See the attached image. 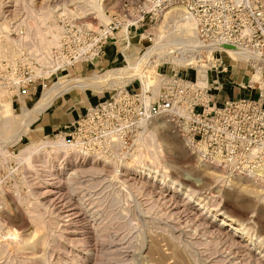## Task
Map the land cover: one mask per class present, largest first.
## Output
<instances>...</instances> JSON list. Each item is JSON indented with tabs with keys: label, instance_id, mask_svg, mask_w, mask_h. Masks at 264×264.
<instances>
[{
	"label": "rangeland",
	"instance_id": "1",
	"mask_svg": "<svg viewBox=\"0 0 264 264\" xmlns=\"http://www.w3.org/2000/svg\"><path fill=\"white\" fill-rule=\"evenodd\" d=\"M86 1L0 0V37L7 35L9 40L16 37H20L22 42L25 40L23 46L13 48V52L16 50L14 54L9 53L7 58H0V67L2 60L13 64L16 61L18 66L27 68L35 64L34 60L39 64L36 59L40 58L41 53L33 52L35 37L25 31L27 22H22L29 15V8L34 10L35 17L38 12L53 13L52 23L55 26L54 32H57L64 18L80 20L89 27L104 25L120 0H88L95 3V7L86 4ZM96 7L104 14L103 20L99 19ZM18 27L22 30L18 31ZM28 38L30 41L26 40ZM130 43L123 56L131 59L138 57L140 50L147 46L143 40L135 38ZM108 47L112 48L111 52L117 53V56L112 57V62L98 59L103 62V66H92L86 74L68 76L66 71L61 70L50 77L47 76L45 81H42V78L37 79L35 90L28 88L13 94L8 92L6 95H0V264H264L263 191L241 179L221 182L211 168L197 160L196 155L184 144L166 118L147 123L136 134L137 136L145 132V142L150 145L148 147L152 151L147 148L149 154L147 151V154L140 158L146 165L145 173H137L139 168H133L132 174H127L124 170L121 172L126 175L122 178L128 181L141 177L144 183L147 182L145 186L143 183L145 191H129L126 185L109 182L110 173L107 172V175L101 176V180L104 178L106 181L96 185L89 177H84L77 180L82 184L70 191L67 178L74 171L75 165L84 162L83 168L89 169L94 165L92 161L104 160L103 157L77 158L84 155L82 152L75 154V157H55V160L52 159V171L56 172L52 173L51 178L48 173L50 167L44 164L50 149H46L47 153L44 150L40 155L34 156L30 168L17 160L16 155L30 144L53 142L60 136L65 138L68 144L74 141L71 136L73 130L66 134L56 132L33 143L21 141L34 121L32 118V121L21 123L23 109L32 110L42 93L58 81L103 74L117 67L124 59L117 52L115 45ZM40 72L43 74V69ZM234 77H238L237 84L241 82L242 86H233L235 94L232 95L231 90V98L248 95L249 91L244 89L243 85L246 84L245 80L250 77V73L240 71ZM111 88L91 87L87 88L85 93L92 96L91 103H96L111 97ZM216 94L214 92V95ZM221 94H224V91ZM227 97L228 95L223 98ZM5 107L10 114H2ZM5 119L8 121L3 124ZM28 123L29 126L26 125ZM132 149L134 150L133 146ZM1 150L11 155L10 158H4ZM124 159L131 162L128 156ZM96 162L98 165L95 163L94 166L102 169V161ZM106 169L111 171V168ZM163 170L167 173L164 182L160 179ZM155 175H158L157 179ZM130 181L126 184L133 183V180ZM172 182H175L177 191L170 189ZM48 189L55 193L44 194ZM146 190H150V195ZM210 206L224 215L206 220L216 226L220 224L218 220L225 217L227 227H223L221 232H216L211 237L209 235L207 241L211 242L205 246L202 243L206 242L207 235L201 232L203 230L198 225L200 219L207 216H201L205 212L202 209ZM30 212L39 215L43 222V231L38 232V237L35 236L37 226L29 218ZM228 218L235 219L236 223H229ZM240 226L250 230L253 242L247 241L242 232L235 234L231 229ZM230 236L236 240V246L232 244L234 241ZM42 237L46 241L44 246L35 240ZM82 240L86 241L82 243ZM35 241L38 243H33ZM23 242L37 245L26 248Z\"/></svg>",
	"mask_w": 264,
	"mask_h": 264
},
{
	"label": "built area",
	"instance_id": "2",
	"mask_svg": "<svg viewBox=\"0 0 264 264\" xmlns=\"http://www.w3.org/2000/svg\"><path fill=\"white\" fill-rule=\"evenodd\" d=\"M64 19L50 50L59 65L48 77L93 64L109 45L123 57L135 38L147 45L136 58L145 56L143 69H154L160 80L154 94L136 75L117 78L112 96L76 121L69 144L86 154L77 158L130 152L143 125L166 118L201 164L225 181L245 180L264 193V0H120L104 25ZM122 29L124 48L117 37ZM34 62L27 68L2 60L0 86L11 94L35 90L37 79L48 77L35 76L40 66ZM233 71L250 73L243 85L249 94L218 100L233 84ZM219 77L225 78L223 88Z\"/></svg>",
	"mask_w": 264,
	"mask_h": 264
},
{
	"label": "bare ground",
	"instance_id": "3",
	"mask_svg": "<svg viewBox=\"0 0 264 264\" xmlns=\"http://www.w3.org/2000/svg\"><path fill=\"white\" fill-rule=\"evenodd\" d=\"M86 2H87L86 4H90L91 6L95 7V3H92V1L90 2V1L87 0ZM80 9H82V8H80ZM96 10L99 11V12L96 11L98 16L100 17L99 19L103 20L104 19V14L101 12V9L99 7L98 8L96 7ZM28 13H29V15H27V17L24 18V21H22V22H27V30L25 28V31H27L29 34L32 33L34 35V37H35L36 45L34 47L33 52H40L41 53V56L39 55L40 58L36 59V60H38L41 68L35 69V72H36L35 76L43 75V76L47 77L55 70V67L59 65L58 62H56V64H55V62H53V60H52V58L50 56V50L57 45L61 29H59L57 32H54L55 26L52 23V21H53V13H51V12H49V13L38 12L36 17H35L34 10L32 8H29L28 9ZM27 18H28V20L26 21ZM49 20H51V21H49ZM107 22H108V19H107ZM21 27L20 28L18 27L17 30L18 31L22 30ZM184 27H186V29H190L191 24H187ZM160 32L161 33L163 32L162 26L160 27ZM26 36H27V34H26ZM117 37L120 40L122 48H124L127 45L125 29H122L118 33ZM26 40L30 41L29 38L26 39ZM24 41L25 40H23V42ZM128 41L130 42L131 40H128ZM23 42H22L20 37L19 38L16 37V39H14V40H9V37L7 35L1 36L0 37V58L1 57L2 58H7L10 54H12V53L14 54L16 50L13 52V48H16L18 46L20 47L23 44ZM145 44H146V42H145ZM155 49H160V47H157ZM31 52H32V50H31ZM230 55L232 57H234V55L232 53H230ZM142 57L143 58L131 59V58H127L126 56L125 57L123 56L122 58L124 60H123V62L121 64H119L116 68H112V70L106 71L103 74H93L90 77L73 78V79H70V80H67V81H58V82H56L53 85V87H51L46 92L42 93L41 98L39 99V101L37 102V104L34 106V108L32 110L23 109V112H22V115H21V120H20L21 123H25V121H32V118L35 119L39 113H41L43 110H45V109H47L49 107V105L52 103V101H54L61 94L65 93L67 91H70V90H72L74 88L87 89V88H91V87H96V88H103L105 86L113 87V85L115 83V80L117 78L126 77L128 74L131 75V76L136 75L137 77H139L141 79V81L143 82V89L144 90L145 89H150L155 94L157 89H158V85L160 83V80L155 75L154 69H146V70L143 69V67H144L143 59L145 58V56H142ZM172 61L174 62V59H172ZM126 64H127V66H126ZM42 69H43V74H40L41 73L40 70H42ZM199 76L203 77V80L205 81V74L204 73L203 74L201 73ZM218 79H219V85L223 88L224 87L225 78L224 77H219ZM6 94H8L6 89L0 86V95H6ZM0 118H1V116H0ZM7 121H8V119H5V121H3V124H6ZM26 125L29 126V123L26 124ZM143 126H145V125H143ZM144 133L145 132H141V133H139L136 136V138H134L133 145H132L134 150L133 149L130 150L132 152H129V151L126 152V153H119L118 152V153L112 155V157H110V158L105 156L101 152L96 153L93 156L92 159H97V158L103 157L104 160H95V161H92V164L95 165V163L97 164L96 161H100V162L102 161L101 162L103 164L102 169H97L94 165H93L94 167L91 166L89 169H84L83 168V163L84 162L81 163L80 165H75L76 167H75L74 171L72 173H70V175L67 178V183H68L69 190L70 191H74L75 187L77 185H81L82 183L81 182H77V180L78 181H79V179L82 180V178L84 179V177H89L91 181L95 182L94 184L98 185L101 182L106 181V179H104V178L101 180V178H102L101 176L107 175L108 173H110V174H108L109 175V179H110L109 182H113V183L117 182V183L121 184L122 186L126 185V187L129 188V191H131L133 189H134L133 191H136V192L143 191V189L145 191L144 186L146 185L147 182L144 183V181H142L141 177L138 178L139 180L135 179V178L130 179V180H133V183L128 185L126 183H128L130 180L128 181L126 178H122L123 176L126 177L125 173L121 174L122 170L127 172V174L128 173L132 174L133 168H136V169L139 168V171H137V173H139V174L141 172H143V174L145 173L144 171L147 168H146V165L143 163V161L140 158L142 156H144V154L145 155L147 154V151H148L150 145L145 142L146 139L143 136ZM148 138H150V137H148ZM15 141H17V140H15ZM148 145H149V147H148ZM47 148L50 149V151H49L48 155L46 156L47 157L46 160H44V159L43 160H44V164H46L45 166L48 165L50 167V170H49L50 172H48L50 178L52 176V173L55 174V172H56V171H52V168L54 167L53 164H52V159L55 160V157H57V158H59V157L65 158L66 157L67 158L68 156H71V155H74L73 157H75V154H79L81 152L86 156V154L84 153L82 147L79 144H75V145L68 144L66 139L63 138L62 136H60L57 140H55L53 142L42 141L40 143L30 144L29 146H27L24 149H22L16 155V158H17L18 161L24 162V164L28 168H30V167H32V158L34 156L40 155V153L44 152V150L46 152L48 150ZM149 150L151 151V149H149ZM1 153H2V156L4 158H10V156H11L7 152H3L2 151ZM148 154H149V151H148ZM51 156H53V157H51ZM127 156L129 157V160H131V162H127L124 159ZM153 159H155V158H153ZM106 167H108L109 169L111 168V171H108L106 169ZM106 172H107V174H106ZM212 172L215 173V176H217V178L221 179V182H226L225 180H223L221 175H219V173H217L214 170H212ZM156 173H157V171H156ZM156 176H158V175H155V178H156ZM160 177H161L160 179L164 182L165 178H167L166 170H163V172L161 173ZM220 179H218V180H220ZM126 181H128V182H126ZM130 182H132V181H130ZM143 183H144V186H143ZM174 185H175V182H172V187L170 189H172V190L175 189V191H177L176 186H174ZM147 190H148V187H147ZM149 192H150V190H149ZM149 192L147 191L148 194H149ZM47 193L49 195V194H54L55 192L52 189H48L46 192H44V194H47ZM185 194H186V196L189 197V195L187 193H185ZM202 210L205 211V212L202 213L201 216H205V215H207V216L202 217L201 219L199 218L201 222L199 221L200 225H198V227H201L202 228L201 230H203L201 232H204V234L207 235V239H205L206 242H204V244L202 243V245L208 246L209 243L211 242V241H207L208 238H209V235L211 237V235H213L214 233L221 232V229L223 227H227V223H226L227 222V218H226V221H225V217L221 218L220 220H218L220 224L215 226V224L213 222H208L206 220V218H210V219L214 218V219H216L217 217H222V215H224V214L219 213V210L215 209V207L213 209L211 206H210V208H204ZM30 214H31L29 216L30 221L37 226L36 231H35V236H37L38 232L43 229L42 228L43 222L41 221V218H40L39 215L36 216L32 212H30ZM201 216H199V217H201ZM228 221H229V223H232V224L236 223V220L233 219V218H228ZM198 227L196 229H198ZM215 227H216V229H213ZM75 229H77V228H75ZM231 229H232V231L235 234H239L240 232H242L243 233L242 236L247 241L249 240V241L253 242L252 234L250 233L249 229L242 228V226H240L238 228L237 227L236 228H231ZM211 230H215V231L213 232ZM242 230H244V231H242ZM42 231H41V233H42ZM215 238H216V235H215ZM230 239L232 241H234V243H232V244L234 246H236V244H235L236 240H234V237L230 236ZM35 240H38V242H41V245H43V246L46 244L45 238H43V237L40 238V239H35ZM84 241H86V240H82V243ZM31 242H32V240H31ZM38 242L35 241L33 243H38ZM33 243L30 244V243L27 242V243H24L23 246H26V248L31 246L33 248L34 246L37 245V244L34 245ZM238 245H239V243H238ZM18 247H20V246H18ZM21 249H23V248H21ZM262 258L264 259V254L262 255Z\"/></svg>",
	"mask_w": 264,
	"mask_h": 264
},
{
	"label": "crops",
	"instance_id": "4",
	"mask_svg": "<svg viewBox=\"0 0 264 264\" xmlns=\"http://www.w3.org/2000/svg\"><path fill=\"white\" fill-rule=\"evenodd\" d=\"M108 47L105 52L103 62H112V57L117 56V53H112V48ZM103 62L97 61L93 64H76L71 69L65 70L67 75L71 74H81L92 69V66H103ZM63 72V71H62ZM237 72L233 71V84L236 85L238 82V77H234ZM226 86L224 88V94L220 93V97H231L234 95V85ZM232 90V93H231ZM86 89L74 88L61 94L57 99L52 101L49 107L43 110L37 115L34 121L31 123L28 132L22 137L28 143L37 142L38 140L44 139L46 137L54 135L56 132L61 134H66L68 131L73 130L76 121L83 116L85 110L96 103H91L92 96L85 93ZM231 93V94H230ZM37 94V93H36ZM24 95L27 96V94ZM225 95V96H224ZM245 95V94H242ZM221 97V98H222ZM10 107V106H9ZM2 114H10L8 109H4Z\"/></svg>",
	"mask_w": 264,
	"mask_h": 264
}]
</instances>
